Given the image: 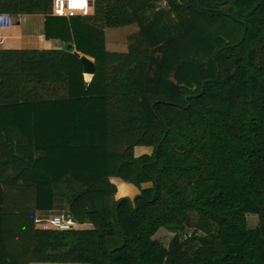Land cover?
Returning a JSON list of instances; mask_svg holds the SVG:
<instances>
[{
    "label": "trees",
    "instance_id": "16d2710c",
    "mask_svg": "<svg viewBox=\"0 0 264 264\" xmlns=\"http://www.w3.org/2000/svg\"><path fill=\"white\" fill-rule=\"evenodd\" d=\"M160 1L55 17L51 0H0L64 45L0 51V264H264V0ZM218 17L237 40L207 31ZM130 24L108 52L103 30ZM113 177L139 194L114 199ZM55 209L91 228L34 227Z\"/></svg>",
    "mask_w": 264,
    "mask_h": 264
},
{
    "label": "crops",
    "instance_id": "0c3cea01",
    "mask_svg": "<svg viewBox=\"0 0 264 264\" xmlns=\"http://www.w3.org/2000/svg\"><path fill=\"white\" fill-rule=\"evenodd\" d=\"M166 1L168 3L167 8H169L170 3L172 1L176 3H180L183 0H166ZM76 17H81V16L76 15ZM12 18H13V24L11 27H0V51H23V50L48 51L52 49H61L64 47L63 41L48 38L46 36V29H45L46 16L44 14H22V15L12 16ZM202 23L204 24V26L206 27L209 33H214V34L228 33L227 28H229V29H233V32L230 37L233 40H237L241 35V28H239L237 24H234L233 22H230L223 17H218L216 19V22L213 23L208 24L204 21H202ZM137 31H138V27L136 24H130L118 28H105L103 30L105 49L108 52H126L127 37L131 34H134ZM121 34L123 36V40H124L123 42L125 43L124 48H122L121 50L115 49L113 46L116 45V43H112L111 46L107 45L109 44L108 39L111 36H116L117 38H119ZM110 42H119V41H117V39L115 38H112V41ZM69 44L73 45V43H69ZM73 53L82 54L80 52H77L75 49L73 50ZM88 62L90 65L92 64L90 61ZM85 74L90 75L91 76L90 80H91L93 74L91 72L85 73L82 67L83 82H84ZM1 142H2V138L0 136V143ZM152 150H153L152 147L136 146L133 148V153L135 157H138L144 154L150 155L152 153ZM110 182L114 184L116 187V193L114 195V199H118L122 197H127L132 199L140 192L139 187H137L132 183L124 182L119 178H115V177L110 178ZM140 187L149 188L151 187V183L149 182L142 183ZM74 225L78 229L91 228V225L89 223H74ZM30 264H76V263H30Z\"/></svg>",
    "mask_w": 264,
    "mask_h": 264
},
{
    "label": "built area",
    "instance_id": "2783aa9c",
    "mask_svg": "<svg viewBox=\"0 0 264 264\" xmlns=\"http://www.w3.org/2000/svg\"><path fill=\"white\" fill-rule=\"evenodd\" d=\"M166 2L163 1V5ZM90 0H51V15L55 17H85L90 15ZM13 18L10 14L0 13V27H11ZM36 223H42L44 229L67 230L74 222L64 215L35 218Z\"/></svg>",
    "mask_w": 264,
    "mask_h": 264
},
{
    "label": "rangeland",
    "instance_id": "374dc122",
    "mask_svg": "<svg viewBox=\"0 0 264 264\" xmlns=\"http://www.w3.org/2000/svg\"><path fill=\"white\" fill-rule=\"evenodd\" d=\"M163 1H165L166 2V4L165 5H163ZM158 7L159 8H163V9H167V7H168V3H167V1L166 0H162L161 2H159L158 3ZM92 12H93V7H91V14H92ZM136 33V32H135ZM134 33V34H135ZM131 35H133V34H131ZM112 38H115V39H117V41H119V42H110V41H112ZM128 38V37H127ZM111 39V40H110ZM124 40H123V36H122V34L119 36V38H117L116 36H111L109 39H108V43L109 44H107L108 46H111L112 45V43H116V45H114L113 47L115 48V49H117V50H121L122 48H124L125 47V43L123 42ZM126 41H127V39H126ZM118 43V44H117ZM78 59L80 60V63H81V60H85V59H87L88 61H89V59H91V58H89V57H87V56H85L84 54L82 55V54H78ZM92 60V59H91ZM93 61V60H92ZM93 64H92V66L94 65V62H92ZM34 156L35 157H38L39 156V153H34ZM63 212H64V210H62V209H55L54 211H52V212H45V213H40V214H36V218H42V217H50V216H55V215H63ZM35 220V219H34ZM42 223H36L35 221H34V226H35V228L36 229H44L43 227H42V225H41ZM247 224H248V227H255L256 226V224H257V218H256V216H252V215H250V216H248V218H247ZM192 231H193V228H189V229H187L185 232H184V237H188L189 235H191V233H192ZM171 237H172V234H169L168 232H166L164 229H160L155 235H154V239H156L157 241H159L162 245H164V246H168V244H169V241H170V239H171Z\"/></svg>",
    "mask_w": 264,
    "mask_h": 264
},
{
    "label": "water",
    "instance_id": "95a60500",
    "mask_svg": "<svg viewBox=\"0 0 264 264\" xmlns=\"http://www.w3.org/2000/svg\"><path fill=\"white\" fill-rule=\"evenodd\" d=\"M93 2H94V0H90L91 7H93ZM74 54L78 57V54H76V53H74ZM81 64L83 67V71L85 73L91 72L93 74V72H94V65L92 66L93 63L90 65L87 59H85V60L83 59V60H81Z\"/></svg>",
    "mask_w": 264,
    "mask_h": 264
},
{
    "label": "bare ground",
    "instance_id": "6f19581e",
    "mask_svg": "<svg viewBox=\"0 0 264 264\" xmlns=\"http://www.w3.org/2000/svg\"><path fill=\"white\" fill-rule=\"evenodd\" d=\"M92 63V62H91Z\"/></svg>",
    "mask_w": 264,
    "mask_h": 264
}]
</instances>
